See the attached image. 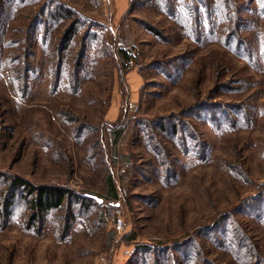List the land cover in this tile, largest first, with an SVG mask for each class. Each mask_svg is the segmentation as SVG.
Segmentation results:
<instances>
[{"label":"rangeland","instance_id":"1","mask_svg":"<svg viewBox=\"0 0 264 264\" xmlns=\"http://www.w3.org/2000/svg\"><path fill=\"white\" fill-rule=\"evenodd\" d=\"M0 174V264H264V0H0Z\"/></svg>","mask_w":264,"mask_h":264},{"label":"trees","instance_id":"2","mask_svg":"<svg viewBox=\"0 0 264 264\" xmlns=\"http://www.w3.org/2000/svg\"><path fill=\"white\" fill-rule=\"evenodd\" d=\"M75 33L76 25L72 23L63 35V48L66 42L69 41L70 37ZM122 52L125 53L126 51L122 49ZM2 175L3 174H0V176ZM9 179L10 192L4 202L5 210H8L9 207L13 205L16 195L21 192L20 195L24 202L35 212H33L34 218L40 217V220L42 219V216H46L52 209H57L64 205V201L68 197H72L73 199L77 197L71 189L55 185H36L19 175L12 176ZM84 197L99 200L95 195L92 197L84 194L83 198Z\"/></svg>","mask_w":264,"mask_h":264},{"label":"built area","instance_id":"3","mask_svg":"<svg viewBox=\"0 0 264 264\" xmlns=\"http://www.w3.org/2000/svg\"><path fill=\"white\" fill-rule=\"evenodd\" d=\"M119 205L117 204L116 209L114 210V215H115V225L116 228L120 231L124 229L125 226V221L124 218L121 216V211L119 208H117Z\"/></svg>","mask_w":264,"mask_h":264},{"label":"water","instance_id":"4","mask_svg":"<svg viewBox=\"0 0 264 264\" xmlns=\"http://www.w3.org/2000/svg\"><path fill=\"white\" fill-rule=\"evenodd\" d=\"M87 195L94 197V195H92V194H87ZM95 197H97V196H95ZM97 198H98L99 200H102V199L99 198V197H97Z\"/></svg>","mask_w":264,"mask_h":264}]
</instances>
